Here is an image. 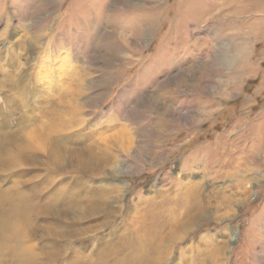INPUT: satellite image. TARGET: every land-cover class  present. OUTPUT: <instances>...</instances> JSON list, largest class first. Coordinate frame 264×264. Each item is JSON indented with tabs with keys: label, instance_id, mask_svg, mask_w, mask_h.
I'll return each mask as SVG.
<instances>
[{
	"label": "rangeland",
	"instance_id": "374dc122",
	"mask_svg": "<svg viewBox=\"0 0 264 264\" xmlns=\"http://www.w3.org/2000/svg\"><path fill=\"white\" fill-rule=\"evenodd\" d=\"M7 23L36 50L33 79L73 63L98 71L86 116L88 132L115 150L123 174L114 180L128 186L117 224L133 203L147 218L183 208L185 178L212 197L226 187L235 198L176 243L171 260L186 264L184 246L218 234L229 258L217 264H264V164L252 165L264 156V0H0V37ZM123 129L151 140L132 144ZM238 170L249 173L247 193L232 177Z\"/></svg>",
	"mask_w": 264,
	"mask_h": 264
},
{
	"label": "bare ground",
	"instance_id": "6f19581e",
	"mask_svg": "<svg viewBox=\"0 0 264 264\" xmlns=\"http://www.w3.org/2000/svg\"><path fill=\"white\" fill-rule=\"evenodd\" d=\"M154 27L153 22L144 26L145 35ZM5 30L0 37V264H178L171 260L175 244L235 196L223 195L224 186L212 197L205 183L185 178L182 188H190L183 208L147 218L144 207L133 203L128 220L117 224L128 186L114 180L123 174L114 165L115 150L105 149L102 139L88 132L86 116L96 105L90 93L100 87L98 71L73 63L56 76L39 72L33 79L36 50L30 52L24 40L15 37L16 25L7 23ZM126 130L120 134L131 142L151 140L149 133ZM256 159L263 161L254 160L253 166L264 164V156ZM240 172L232 177L247 193L250 176ZM81 239L83 243L74 246ZM211 240L184 246L186 264L203 255L195 264L229 258L224 240Z\"/></svg>",
	"mask_w": 264,
	"mask_h": 264
}]
</instances>
